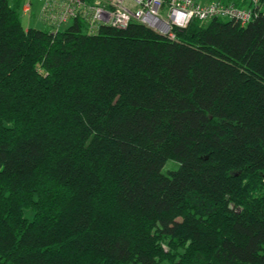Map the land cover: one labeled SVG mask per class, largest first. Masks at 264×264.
<instances>
[{"label": "trees", "instance_id": "obj_1", "mask_svg": "<svg viewBox=\"0 0 264 264\" xmlns=\"http://www.w3.org/2000/svg\"><path fill=\"white\" fill-rule=\"evenodd\" d=\"M21 2L0 0V264H264V16L171 37L25 26Z\"/></svg>", "mask_w": 264, "mask_h": 264}, {"label": "built area", "instance_id": "obj_2", "mask_svg": "<svg viewBox=\"0 0 264 264\" xmlns=\"http://www.w3.org/2000/svg\"><path fill=\"white\" fill-rule=\"evenodd\" d=\"M38 1L39 17L56 27L77 18L89 31L102 24L124 28L137 21L171 37L174 28L186 27L194 18L222 17L244 25L264 16V0H22V13Z\"/></svg>", "mask_w": 264, "mask_h": 264}, {"label": "rangeland", "instance_id": "obj_3", "mask_svg": "<svg viewBox=\"0 0 264 264\" xmlns=\"http://www.w3.org/2000/svg\"><path fill=\"white\" fill-rule=\"evenodd\" d=\"M198 1H200L201 3H204L208 0H198ZM40 7H41V2L38 1L33 5L32 10L30 12L26 14H22L23 23L25 26H28L29 24H31V25L38 26V27H44L45 22L42 18L39 17L40 9H41ZM68 23H65L63 27H65ZM175 165L176 163L174 161H168V163L163 168V170L166 171L167 168L173 167Z\"/></svg>", "mask_w": 264, "mask_h": 264}]
</instances>
